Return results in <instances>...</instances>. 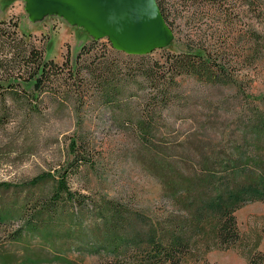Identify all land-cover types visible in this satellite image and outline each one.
<instances>
[{
	"label": "rangeland",
	"instance_id": "rangeland-1",
	"mask_svg": "<svg viewBox=\"0 0 264 264\" xmlns=\"http://www.w3.org/2000/svg\"><path fill=\"white\" fill-rule=\"evenodd\" d=\"M162 2L172 41L146 55H127L112 51L106 38L96 41L84 28L57 14L31 19L25 0H0V21L18 23L19 33L29 35L44 59L60 67L54 84L45 85V93L36 97L21 95L17 102L8 98L10 123L0 130V217L6 220L0 225V254H11L14 264H28L26 259L40 261L30 264H68L64 260L71 264H110L112 260L102 252L90 253L87 245L94 241L92 233L101 226L95 208L80 218L69 212L62 214L57 223L50 225L55 237L47 243L27 230L19 231L24 205L48 200L56 187L54 180H45L34 188L24 184L46 174L56 178L65 173L67 188L88 196L92 206L106 200L126 208L142 236L150 229L167 233L176 223L189 222L180 205L167 199L162 185L148 173L146 160L142 161L140 155L141 140L132 128L118 123L121 118L140 119L153 113L159 117L158 137L165 141L177 131L196 133L195 129L209 118L219 127H209L203 136L216 139L208 144L223 146L227 133H238L236 128L242 127L232 122H245L257 105L262 107L264 0ZM256 37L261 42L257 43ZM190 42L204 46L213 56L232 60L220 75V82L232 83L211 85L196 77L179 76L175 79L178 86L173 90V103L158 112L148 109L152 92L140 77L122 82L126 87L117 98L120 107L106 103L94 87L82 86L72 78L74 57L82 46L85 52L91 50L89 55H82V65L95 58L108 65L114 63L116 72L139 73L152 67L157 72V64L161 65L167 56L181 54ZM227 146H231L229 141ZM234 215L242 242L227 251L212 249L206 253L205 248L199 249L210 264H245L254 251L264 254V203L247 204ZM196 228L200 229L189 227L191 238L199 235ZM82 230L83 238L78 239ZM84 239L86 242L81 243ZM200 244L212 245L208 232ZM183 264L190 261L185 259Z\"/></svg>",
	"mask_w": 264,
	"mask_h": 264
},
{
	"label": "trees",
	"instance_id": "trees-1",
	"mask_svg": "<svg viewBox=\"0 0 264 264\" xmlns=\"http://www.w3.org/2000/svg\"><path fill=\"white\" fill-rule=\"evenodd\" d=\"M156 2L169 27L162 0ZM255 41L259 43L261 39L256 37ZM95 43L92 42V45ZM108 43L112 51L123 53ZM184 47L181 54L167 56L161 65L157 64V72H153L152 67V70L143 68L142 72L129 73L116 72L114 63L108 65L95 58L82 65V55H89L91 51L85 52L82 46L74 57L72 78L82 86L94 87L106 103H117V107H120L117 98L126 87L122 82L140 77L152 92L148 109H157L155 111L158 112L167 110L173 103V90L178 86L175 79L179 76L196 77L211 85L232 83L220 82L221 73L232 65V60L213 56L210 50L194 42ZM259 53L256 50L255 54ZM59 69L56 63L44 59L41 51L36 50L29 35L19 33L18 23L0 21V130L10 123L8 98L17 102L21 95L36 97L45 93V85L52 83ZM32 101L36 103L37 100L33 98ZM158 120L159 117L150 113L140 119L121 118L118 123L132 128L135 136L141 140L140 155L142 161L146 160L145 168L162 185L165 197L180 205L178 208L185 212L189 222L176 223L172 226L173 230L167 233L159 234L157 230L150 229L142 236L143 232L126 208L106 200L92 206L88 196L67 188V175L64 173L56 178L46 174L24 184L26 188H34L42 182L54 180L56 187L48 200L24 205L20 211L22 226L19 231L27 230L42 243H47L55 237L53 229H49L50 225L57 223L62 214L69 212L73 217L80 218L95 208L101 226L92 233L93 244L87 242V245L90 253L102 252L111 256L110 264H183L185 259L190 264H210L199 249L205 248L204 252L207 253L212 249L227 251L236 248L242 242V236L235 212L247 204L264 203V100L262 107L257 105L252 117L245 122H232L242 127L236 128L238 133L229 131L224 138L226 145L223 146L210 145L208 143L216 139L203 136L209 127H219L209 118L195 129L196 133L193 130L177 131L170 141L158 137ZM211 130L217 133L215 129ZM217 140L220 142V138ZM70 148H75V142H71ZM89 205L91 209H88ZM5 221L0 217V225ZM191 225L200 227L196 228L199 235L194 238L188 234L189 227H193ZM84 232L82 230L78 239L83 238ZM207 232L211 235V246L200 244ZM54 259L60 260V257L55 256ZM0 261L1 264H14L11 254H0ZM25 261L28 264L40 262ZM64 261L71 264L69 260ZM245 264H264V254L254 251Z\"/></svg>",
	"mask_w": 264,
	"mask_h": 264
},
{
	"label": "water",
	"instance_id": "water-1",
	"mask_svg": "<svg viewBox=\"0 0 264 264\" xmlns=\"http://www.w3.org/2000/svg\"><path fill=\"white\" fill-rule=\"evenodd\" d=\"M31 19L57 14L84 28L94 40L106 38L117 51L146 55L170 44L173 34L156 0H25Z\"/></svg>",
	"mask_w": 264,
	"mask_h": 264
}]
</instances>
